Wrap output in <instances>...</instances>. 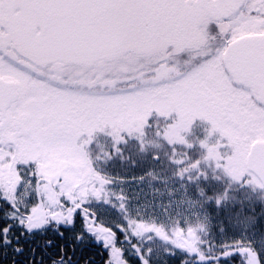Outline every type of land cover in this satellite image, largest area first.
Here are the masks:
<instances>
[{"label":"snow or ice","instance_id":"6c2138e0","mask_svg":"<svg viewBox=\"0 0 264 264\" xmlns=\"http://www.w3.org/2000/svg\"><path fill=\"white\" fill-rule=\"evenodd\" d=\"M0 264H264V0H0Z\"/></svg>","mask_w":264,"mask_h":264},{"label":"flooded vegetation","instance_id":"af4514ba","mask_svg":"<svg viewBox=\"0 0 264 264\" xmlns=\"http://www.w3.org/2000/svg\"><path fill=\"white\" fill-rule=\"evenodd\" d=\"M172 28L173 25L167 22L133 26L120 36L122 50L135 53H163L170 43L169 34Z\"/></svg>","mask_w":264,"mask_h":264},{"label":"rangeland","instance_id":"374dc122","mask_svg":"<svg viewBox=\"0 0 264 264\" xmlns=\"http://www.w3.org/2000/svg\"><path fill=\"white\" fill-rule=\"evenodd\" d=\"M123 51H125V52H127L126 50H123ZM201 122H197V124L199 125ZM204 127H208L207 125H204Z\"/></svg>","mask_w":264,"mask_h":264},{"label":"trees","instance_id":"16d2710c","mask_svg":"<svg viewBox=\"0 0 264 264\" xmlns=\"http://www.w3.org/2000/svg\"><path fill=\"white\" fill-rule=\"evenodd\" d=\"M134 172H138L139 171V169H136V170H133Z\"/></svg>","mask_w":264,"mask_h":264}]
</instances>
